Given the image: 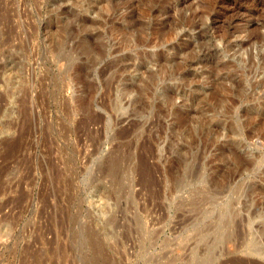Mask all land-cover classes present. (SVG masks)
I'll list each match as a JSON object with an SVG mask.
<instances>
[{"label":"rangeland","instance_id":"374dc122","mask_svg":"<svg viewBox=\"0 0 264 264\" xmlns=\"http://www.w3.org/2000/svg\"><path fill=\"white\" fill-rule=\"evenodd\" d=\"M0 264H264V0H0Z\"/></svg>","mask_w":264,"mask_h":264}]
</instances>
